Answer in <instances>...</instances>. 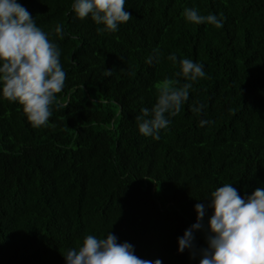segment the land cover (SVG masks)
Listing matches in <instances>:
<instances>
[{
    "label": "trees",
    "instance_id": "1",
    "mask_svg": "<svg viewBox=\"0 0 264 264\" xmlns=\"http://www.w3.org/2000/svg\"><path fill=\"white\" fill-rule=\"evenodd\" d=\"M18 2L59 44L66 81L57 96L68 107L33 128L0 87V264H66L85 235L110 231L153 264H199L178 250L195 205H205L207 229L217 187L232 184L241 197L264 187V0H125L131 19L102 35L103 25L76 16L74 0ZM185 8L222 13L223 27L187 22ZM157 48L160 62L147 63ZM172 53L202 63L207 78L155 140L135 117L164 79L188 82ZM206 234L195 233L197 248Z\"/></svg>",
    "mask_w": 264,
    "mask_h": 264
},
{
    "label": "clouds",
    "instance_id": "2",
    "mask_svg": "<svg viewBox=\"0 0 264 264\" xmlns=\"http://www.w3.org/2000/svg\"><path fill=\"white\" fill-rule=\"evenodd\" d=\"M72 9L83 20L89 16L99 26L98 34L115 33L119 25L127 23L132 14L125 11V0H74ZM182 15L187 22L210 24L217 29L223 27L221 13L201 15L196 8H185ZM55 33L63 39L68 33L58 24ZM73 39L75 37H72ZM59 44L49 39L48 33L38 27L32 14L18 0H0V87L3 98L19 102L33 128L49 127L53 109H66L57 96L65 88L66 72L60 61ZM160 50L154 49L147 58L149 64L159 63ZM174 64L175 53L168 56ZM180 71L187 83L178 86L179 81L166 78L157 86L156 102L151 109L143 108L135 117L140 134L160 139V133L167 130L172 117L178 115L189 100L190 89L199 79L207 78L204 65L191 59H179ZM111 70L105 75L110 76ZM203 104L193 105L196 115L202 114ZM212 121L201 120L200 125ZM210 204L214 211L205 228V205L197 203V221L178 237L179 251L188 249L191 258L197 254L199 264H264V187H259L246 197H241L232 184H223L211 192ZM197 231H206L207 247L197 248ZM66 264H153L135 254L134 246L111 231L106 238L87 234L82 245L63 254ZM155 264H162L157 259Z\"/></svg>",
    "mask_w": 264,
    "mask_h": 264
}]
</instances>
